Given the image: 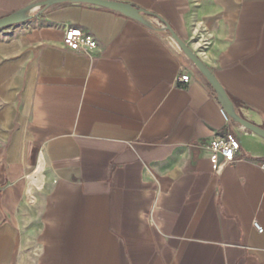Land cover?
I'll use <instances>...</instances> for the list:
<instances>
[{
    "label": "crops",
    "instance_id": "1",
    "mask_svg": "<svg viewBox=\"0 0 264 264\" xmlns=\"http://www.w3.org/2000/svg\"><path fill=\"white\" fill-rule=\"evenodd\" d=\"M36 1L0 0V18ZM112 1L166 21L264 129V0ZM70 28L96 48L65 46ZM220 109L166 35L116 13L0 30V264H264V140ZM227 134L240 149L219 166Z\"/></svg>",
    "mask_w": 264,
    "mask_h": 264
},
{
    "label": "water",
    "instance_id": "2",
    "mask_svg": "<svg viewBox=\"0 0 264 264\" xmlns=\"http://www.w3.org/2000/svg\"><path fill=\"white\" fill-rule=\"evenodd\" d=\"M69 5L107 10L128 18L150 30H155L166 35L170 44L175 46L179 53L190 64L192 70H194L206 83L220 105V108L227 115L230 124L236 125L243 131L255 134L264 140V129L250 122L242 114V111L232 101L212 71L176 35L166 21L146 10L128 3L112 0H39L9 14L8 16L0 18V30L31 21L53 7Z\"/></svg>",
    "mask_w": 264,
    "mask_h": 264
},
{
    "label": "built area",
    "instance_id": "3",
    "mask_svg": "<svg viewBox=\"0 0 264 264\" xmlns=\"http://www.w3.org/2000/svg\"><path fill=\"white\" fill-rule=\"evenodd\" d=\"M82 44V48L90 51L96 48V42L90 37L85 36L78 28H70L65 32L63 44L67 47L74 46L77 43ZM191 76L185 73L177 78V83L186 85L190 82ZM220 114L226 123H230L225 112L220 109ZM210 160L219 166L232 164L236 159V154L240 149V141L233 135L227 134L222 138L214 139L209 144ZM259 168L264 172V160L259 163ZM253 226L259 232H262L260 226L254 222Z\"/></svg>",
    "mask_w": 264,
    "mask_h": 264
}]
</instances>
